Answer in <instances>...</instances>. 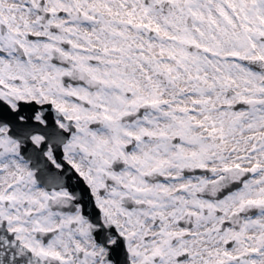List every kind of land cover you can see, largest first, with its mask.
<instances>
[{"label":"snow or ice","instance_id":"snow-or-ice-1","mask_svg":"<svg viewBox=\"0 0 264 264\" xmlns=\"http://www.w3.org/2000/svg\"><path fill=\"white\" fill-rule=\"evenodd\" d=\"M0 264H264V0H0Z\"/></svg>","mask_w":264,"mask_h":264}]
</instances>
